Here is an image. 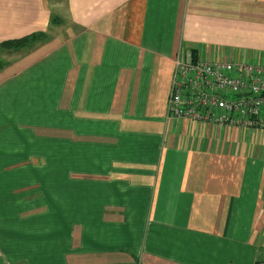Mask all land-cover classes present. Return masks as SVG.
I'll use <instances>...</instances> for the list:
<instances>
[{"label": "crops", "instance_id": "crops-1", "mask_svg": "<svg viewBox=\"0 0 264 264\" xmlns=\"http://www.w3.org/2000/svg\"><path fill=\"white\" fill-rule=\"evenodd\" d=\"M65 6L76 32L0 78V264L264 263V131L168 116L179 49L264 63V0ZM54 17L0 0V44Z\"/></svg>", "mask_w": 264, "mask_h": 264}, {"label": "built area", "instance_id": "built-area-1", "mask_svg": "<svg viewBox=\"0 0 264 264\" xmlns=\"http://www.w3.org/2000/svg\"><path fill=\"white\" fill-rule=\"evenodd\" d=\"M179 49L168 116L264 131V63L194 58Z\"/></svg>", "mask_w": 264, "mask_h": 264}, {"label": "rangeland", "instance_id": "rangeland-1", "mask_svg": "<svg viewBox=\"0 0 264 264\" xmlns=\"http://www.w3.org/2000/svg\"><path fill=\"white\" fill-rule=\"evenodd\" d=\"M51 3L55 16L61 17L62 22L59 24L51 23V26L47 29L49 33L48 41L38 44L31 50L16 52L2 49L0 60L3 61L4 66L3 68L2 65L0 66V78L19 70L22 66L34 60L59 42L67 39L73 32H76L78 28L67 11L65 0H51Z\"/></svg>", "mask_w": 264, "mask_h": 264}, {"label": "trees", "instance_id": "trees-1", "mask_svg": "<svg viewBox=\"0 0 264 264\" xmlns=\"http://www.w3.org/2000/svg\"><path fill=\"white\" fill-rule=\"evenodd\" d=\"M62 22L61 17L55 16L53 18L52 23L53 24H59ZM49 33L45 31H39V32H33L27 36L21 37L19 39H12V40H6L0 44V55L2 52V49H5L7 51H16L19 52L20 50L27 51L33 49L38 44H43L48 41L49 39ZM194 58H198V51L197 49L192 50ZM3 66V61L0 60V66Z\"/></svg>", "mask_w": 264, "mask_h": 264}]
</instances>
